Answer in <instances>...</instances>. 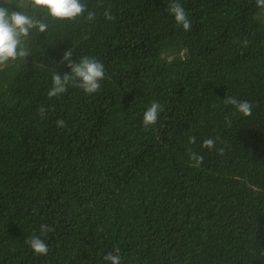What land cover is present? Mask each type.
Instances as JSON below:
<instances>
[{
  "label": "trees",
  "instance_id": "trees-1",
  "mask_svg": "<svg viewBox=\"0 0 264 264\" xmlns=\"http://www.w3.org/2000/svg\"><path fill=\"white\" fill-rule=\"evenodd\" d=\"M23 2L10 7L49 28L0 69V264H109L115 248L122 264H264V7L179 0L185 31L170 0H82L92 21ZM69 48L102 62L105 79L49 98ZM153 102L162 111L145 129ZM42 224L47 255L26 243Z\"/></svg>",
  "mask_w": 264,
  "mask_h": 264
},
{
  "label": "clouds",
  "instance_id": "clouds-1",
  "mask_svg": "<svg viewBox=\"0 0 264 264\" xmlns=\"http://www.w3.org/2000/svg\"><path fill=\"white\" fill-rule=\"evenodd\" d=\"M257 5L264 7V0H256ZM11 0H0V69L8 65L10 61L26 58L30 55L29 49L25 47L26 39L30 38L31 33L35 30L45 33L49 24L44 19H37L35 16L19 10L21 5H16L18 10L11 9ZM23 7L35 10H42L48 13V16L56 21H75L77 18L83 17L88 21L95 19L96 13L88 10L82 0H24ZM174 17L175 22L181 25L183 30L191 29V21L184 7L179 0H170L165 9ZM87 13V15H85ZM106 19L111 20L112 16L109 11L104 12ZM73 50L71 48L65 50L60 60L61 64L66 63L70 68V72L61 74L59 72L52 75V87L48 91L49 98L59 97L68 90L71 84L83 90L85 94H94L101 88V81L105 79V67L102 62L94 57L84 56L76 60L72 59ZM225 104L232 105L236 110L244 116L252 114V103L247 100H238L235 97H227ZM162 106L158 102H153L143 113L142 125L145 129L155 125L158 121ZM41 116L45 113V108L39 109ZM58 127H64L65 121L58 120ZM196 137H190V143H195ZM216 141L212 138L205 139L201 147L212 150L215 148ZM191 152V150H189ZM223 152V149H219ZM190 158L195 161L198 166L203 162V156L191 152ZM52 229L47 224L40 226V235L31 236L26 243L33 250L34 254L47 255L49 247L41 238L46 236ZM119 248H115L113 252L107 253L103 259L109 264H122L119 255Z\"/></svg>",
  "mask_w": 264,
  "mask_h": 264
}]
</instances>
